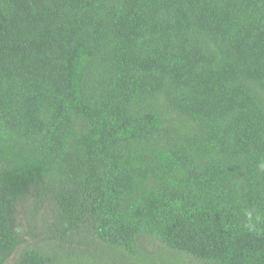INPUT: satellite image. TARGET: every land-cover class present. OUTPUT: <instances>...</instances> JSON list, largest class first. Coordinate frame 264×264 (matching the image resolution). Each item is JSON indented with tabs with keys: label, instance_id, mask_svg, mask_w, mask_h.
<instances>
[{
	"label": "trees",
	"instance_id": "16d2710c",
	"mask_svg": "<svg viewBox=\"0 0 264 264\" xmlns=\"http://www.w3.org/2000/svg\"><path fill=\"white\" fill-rule=\"evenodd\" d=\"M0 264H264V0H0Z\"/></svg>",
	"mask_w": 264,
	"mask_h": 264
},
{
	"label": "rangeland",
	"instance_id": "374dc122",
	"mask_svg": "<svg viewBox=\"0 0 264 264\" xmlns=\"http://www.w3.org/2000/svg\"><path fill=\"white\" fill-rule=\"evenodd\" d=\"M41 246H44L46 248L47 247V243L43 242V243H41Z\"/></svg>",
	"mask_w": 264,
	"mask_h": 264
}]
</instances>
